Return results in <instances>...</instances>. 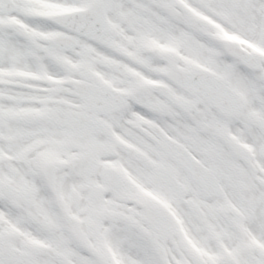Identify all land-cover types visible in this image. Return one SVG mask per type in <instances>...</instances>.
Listing matches in <instances>:
<instances>
[{"label":"snow or ice","instance_id":"1","mask_svg":"<svg viewBox=\"0 0 264 264\" xmlns=\"http://www.w3.org/2000/svg\"><path fill=\"white\" fill-rule=\"evenodd\" d=\"M0 264H264V0H0Z\"/></svg>","mask_w":264,"mask_h":264}]
</instances>
